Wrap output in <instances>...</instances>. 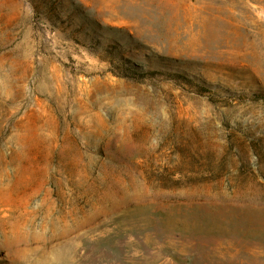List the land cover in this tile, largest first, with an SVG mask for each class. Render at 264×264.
<instances>
[{
  "label": "rangeland",
  "instance_id": "374dc122",
  "mask_svg": "<svg viewBox=\"0 0 264 264\" xmlns=\"http://www.w3.org/2000/svg\"><path fill=\"white\" fill-rule=\"evenodd\" d=\"M0 264H264V0H0Z\"/></svg>",
  "mask_w": 264,
  "mask_h": 264
}]
</instances>
